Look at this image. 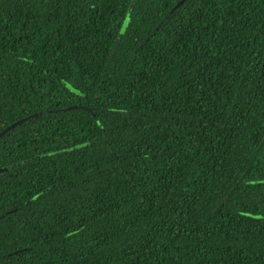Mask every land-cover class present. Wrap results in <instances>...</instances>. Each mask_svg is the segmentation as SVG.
<instances>
[{
  "label": "trees",
  "instance_id": "trees-1",
  "mask_svg": "<svg viewBox=\"0 0 264 264\" xmlns=\"http://www.w3.org/2000/svg\"><path fill=\"white\" fill-rule=\"evenodd\" d=\"M178 1L0 0V264H264V0Z\"/></svg>",
  "mask_w": 264,
  "mask_h": 264
},
{
  "label": "water",
  "instance_id": "water-1",
  "mask_svg": "<svg viewBox=\"0 0 264 264\" xmlns=\"http://www.w3.org/2000/svg\"><path fill=\"white\" fill-rule=\"evenodd\" d=\"M186 0H180L178 1L174 6L173 8L170 10V13H172L174 10H176L179 6H181ZM134 2L135 0H131V3L129 4V7L127 9V12H126V15H125V18L123 20V23L121 25V28H120V31H119V36L122 35L128 24H129V17H130V13L132 11V8H133V5H134ZM66 88H68L72 93L76 94V95H79L80 93L74 89L70 84L66 83L65 84ZM26 120V119H24ZM24 120L22 121H19V122H16L14 124H12L11 126L7 127L6 129H4L2 132H0V137H2V135L7 132L8 130L12 129L14 126L18 125L19 123L23 122ZM81 145H78V146H75L74 148H79Z\"/></svg>",
  "mask_w": 264,
  "mask_h": 264
}]
</instances>
